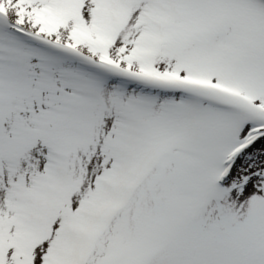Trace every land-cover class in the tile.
<instances>
[{
	"label": "snow or ice",
	"instance_id": "1",
	"mask_svg": "<svg viewBox=\"0 0 264 264\" xmlns=\"http://www.w3.org/2000/svg\"><path fill=\"white\" fill-rule=\"evenodd\" d=\"M0 264H264V0H0Z\"/></svg>",
	"mask_w": 264,
	"mask_h": 264
}]
</instances>
